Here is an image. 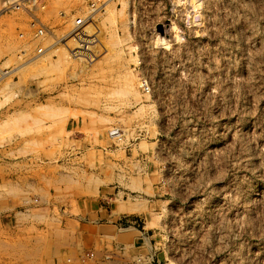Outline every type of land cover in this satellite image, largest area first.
I'll use <instances>...</instances> for the list:
<instances>
[{"label": "rangeland", "instance_id": "374dc122", "mask_svg": "<svg viewBox=\"0 0 264 264\" xmlns=\"http://www.w3.org/2000/svg\"><path fill=\"white\" fill-rule=\"evenodd\" d=\"M97 252L264 264V0H0V264Z\"/></svg>", "mask_w": 264, "mask_h": 264}, {"label": "crops", "instance_id": "0c3cea01", "mask_svg": "<svg viewBox=\"0 0 264 264\" xmlns=\"http://www.w3.org/2000/svg\"><path fill=\"white\" fill-rule=\"evenodd\" d=\"M36 202H38V201L36 200ZM45 208H46V206L44 207V209ZM37 218H39V219L42 218V220L36 226V228L38 229V231H41V232L40 233L37 232V233L38 234H47V227H45L43 225H42V227L39 226V224H41L43 220H45V221L47 220V215L41 213V216L38 215ZM52 231H53L52 228H50V232L51 233H52ZM54 232H57L58 233V231H56V230ZM36 240L37 241H40V239H36ZM34 241H35V239H34ZM67 251L69 252L70 250H67ZM57 252L58 253H62L63 252V248L61 247V249L59 251H57ZM71 253L73 254V256H77V255H79L80 251L78 250V248H75V250H72ZM96 255H97V258L94 260L95 262H88L87 264H106V262H104V260H103V257H102V253L101 252H97ZM43 263H46V262H43ZM43 263L42 262H39L38 264H43ZM48 264H67V262H48ZM75 264H82V263L77 262ZM116 264H119V262H116Z\"/></svg>", "mask_w": 264, "mask_h": 264}, {"label": "built area", "instance_id": "2783aa9c", "mask_svg": "<svg viewBox=\"0 0 264 264\" xmlns=\"http://www.w3.org/2000/svg\"><path fill=\"white\" fill-rule=\"evenodd\" d=\"M84 24H85V21L83 19H78L77 23H76V26L74 27V33L77 34V35L80 34L81 28H82V26H84ZM38 33L39 34H43L44 31L43 30H39ZM141 264H145V262H141Z\"/></svg>", "mask_w": 264, "mask_h": 264}, {"label": "bare ground", "instance_id": "6f19581e", "mask_svg": "<svg viewBox=\"0 0 264 264\" xmlns=\"http://www.w3.org/2000/svg\"><path fill=\"white\" fill-rule=\"evenodd\" d=\"M92 40H93V39H92ZM83 41H85V42L87 43V42H90L91 40H90L88 37H85V36H84V37H83ZM83 41H82V42H83ZM85 42H84V45L86 44ZM76 54L87 55V56L91 59V54H89V52H87V51H85V50H84V51H82V50H81V51H78ZM113 133H115V131H112V134H113ZM116 133H117V132H116Z\"/></svg>", "mask_w": 264, "mask_h": 264}]
</instances>
